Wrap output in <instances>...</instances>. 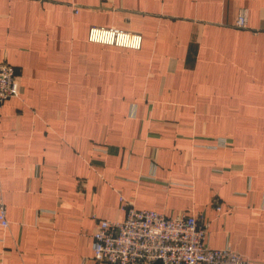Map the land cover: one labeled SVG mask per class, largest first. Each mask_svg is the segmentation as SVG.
Returning <instances> with one entry per match:
<instances>
[{
  "label": "crops",
  "instance_id": "1",
  "mask_svg": "<svg viewBox=\"0 0 264 264\" xmlns=\"http://www.w3.org/2000/svg\"><path fill=\"white\" fill-rule=\"evenodd\" d=\"M0 62V264H86L121 198L264 263V0H0Z\"/></svg>",
  "mask_w": 264,
  "mask_h": 264
},
{
  "label": "built area",
  "instance_id": "2",
  "mask_svg": "<svg viewBox=\"0 0 264 264\" xmlns=\"http://www.w3.org/2000/svg\"><path fill=\"white\" fill-rule=\"evenodd\" d=\"M238 26H246L242 10ZM90 42L141 49L143 36L117 27L92 26ZM16 68L0 62V105L17 96ZM126 216L100 219L93 233L92 255L86 264H264L245 257L231 245L213 248L206 242L209 224L203 216L180 213L167 216L155 209H140L121 198ZM220 210V206L217 208ZM0 223L8 227L7 210L0 205ZM89 261V262H88Z\"/></svg>",
  "mask_w": 264,
  "mask_h": 264
}]
</instances>
